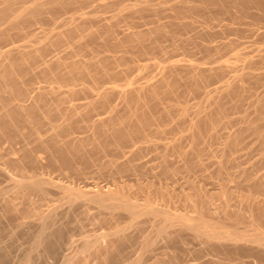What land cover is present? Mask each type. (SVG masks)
I'll list each match as a JSON object with an SVG mask.
<instances>
[{
	"label": "rangeland",
	"instance_id": "rangeland-1",
	"mask_svg": "<svg viewBox=\"0 0 264 264\" xmlns=\"http://www.w3.org/2000/svg\"><path fill=\"white\" fill-rule=\"evenodd\" d=\"M145 1L146 0H92L86 4L84 3L85 6L79 5V7L78 5H75L76 9L75 6H71L66 10H62L65 12L61 11L58 13L57 20H54L53 23L45 20L43 22L44 24L37 23L32 25L31 28L35 29V34H21L16 36V44L28 42L33 38L34 35H41L40 33L44 30V28L48 27L49 22L51 26H57L55 28V31H57L58 29L62 28L61 26V28L58 27L60 21L69 18H75L77 21H82L84 19V21H87V19L93 20L90 24H92L94 27H99L101 23L106 20V18L110 21V18L113 15L114 17L112 16L113 18L111 21L115 20L126 23L128 22L126 21V17L129 15V13L130 15L131 13H134L129 11L128 7L131 6L132 8L134 7L136 9L137 7H140L141 3H145ZM148 1L151 4L150 7L153 6V8L156 9L157 5V9L159 8L160 11L157 10V12H159L157 13V16L159 15L161 20H167L165 17L170 12L169 8L171 7V4L173 5L174 1L177 3L179 0ZM22 5H32V3L27 2ZM159 5L160 7H158ZM212 7V11H217V9L220 8V6L218 7L215 5ZM250 11L251 13H247L241 18L236 19H232L229 14L221 13L218 15V17L223 19L220 24L214 27V29H217L223 24H228L232 27L242 28L245 30V37L243 40L247 41V43H244L243 45H232L224 48H215L212 46L204 47L203 45L194 46L193 44H188L190 46L185 45L177 51H170L172 50V47H165L166 49L164 48L163 52H157L158 49L154 50L156 52L155 56L152 58L145 57L146 53L139 51L138 48H135L136 46H132L133 49L128 48L130 51L127 48L114 49L115 51L113 52V55L117 58L115 60H111V63L109 61L111 65L108 64V62L103 63L108 68L111 66V71L117 72L119 75L117 74L116 76L110 78L102 77V87H111L113 89L115 88V90H111L109 93V96L113 93L110 97H108V100L111 102L108 103L109 101H106L104 104L99 106L100 108L98 107V112L103 113L102 116H106L107 114V116H109L111 111L108 105L112 104L117 108L118 119L114 120H118L119 123L121 122L120 120H122V122L117 124L116 122L118 121H115L114 123H116V127L114 125L115 128H113L112 131L109 133L102 132L98 135L99 137L96 138V141L95 139L89 141L86 140L88 143L84 141L78 145V147H75L76 149L73 148V146L71 147V145H68L67 147L69 149L66 147V149H59L61 151H55L56 148H54L53 143L48 142L49 144L47 147H50L49 150L50 153H52L50 156H54L53 160L52 158L50 159V157L48 159V148L39 146L40 144L38 145L37 140H35V135H38L39 133L40 134L38 136L41 135V137L53 135L55 130H52L53 127L50 125H54L55 122H60L62 120V116H57L58 112H55L53 107H49L51 106L50 101L52 100L51 97H53L51 96L52 94H49L48 96L45 95L40 100L42 108L44 106V108L47 109V105L50 104L48 107L51 109L50 111L48 110L49 112L45 109L47 112L45 116L44 114L42 115L38 109H36V111L35 109L29 111L28 117L27 114L25 115L22 112L17 113L18 111L16 110L8 111L5 114L6 116L4 115V119L6 118L8 122L4 120L5 122L3 123V120H0V133L5 132L6 130L8 131L11 125L17 129H20L22 133H20L21 135L19 134L20 136L16 134V136L11 138L12 140L10 139L11 141L9 138H6L5 140L2 139L3 141L0 143V190L5 188L9 190L13 184L12 182H14L13 180L20 177H26L28 179L46 178L52 181L55 186H49V194L47 193L48 195H45V199L43 197L41 200V196H37V193L32 194L33 199H36H34L36 207L39 206L40 209H38V207H34L35 209H33L28 203L22 202L24 207L20 206V210H18L19 208L17 210L11 208L12 212L15 210L13 213L8 211V209V212L5 210V215L2 216L4 219L1 217L0 220V257L2 258V264H66L63 262L64 255H67L78 248L84 239L107 231L110 226H113V223L112 225L109 224V222L111 220L113 221V219L107 221V218H104L102 214H97V208L95 209L93 205H85L80 200L70 203H67L66 201L64 202L65 196L63 195H66V192L61 188H57V186L62 184L68 186L73 185L75 187L79 186L81 190L82 188H86V184H89L92 187L95 185H97V187L101 186L103 188H105L107 185H109L111 188L118 187L125 194V196L129 197L132 201L144 203L145 201L149 200L152 206L168 207L172 211L187 212L191 215L195 214V209H193L194 206L192 208V199L194 200L195 198H199L198 196L204 198L206 195L207 197L204 199L210 200L211 203L209 205L207 202H205L202 205V208L205 210L207 208V211H210L214 206L216 207L217 205L223 204L225 201H227L226 203L228 204L226 209L219 208L216 210H211L209 214L212 212V214L214 213L213 215H215L217 218L228 214V221L230 223L236 224L241 228L257 225V227L264 231V221L253 222L249 217L248 212V208H255L254 204H252L253 201L256 202L261 199L262 204H264V38L263 41L260 40L257 43H252L259 32H264V21L255 19L254 14L259 13L257 9L252 8ZM201 13H197V15L195 14L192 18L195 28L191 30L189 29V31L186 33L187 36L189 35L194 37L195 35H198V31L202 30V21L203 18H207V14L202 13L204 15H201ZM120 16L122 17L121 20L124 19L123 21L119 20L120 18L118 19ZM184 19L189 20L188 17H185ZM46 21L48 25L46 24ZM5 25L6 24L1 25L0 29ZM25 30H27V28L12 29L9 31V33L13 34ZM228 37L232 38L236 37V35L231 33ZM97 40H93L94 43H90L88 45L89 47L91 46V48L84 44V46L82 45V48H80L81 50L79 49V55L83 53L80 55L83 61H85L86 58L88 60L90 56L95 54V52L97 54L100 53V51H102L100 49L105 50L103 46L99 47L100 43H96L99 41ZM74 41L75 43L73 42L72 46L67 47V45H64L61 47V49L67 50L69 48L70 50L72 47L80 44L76 43V41L84 42L85 40ZM92 46L95 47L92 48ZM76 48L78 47H75L74 50H76ZM92 49H94L95 52ZM181 49L183 50L181 51ZM96 50L99 51L97 52ZM107 52L109 51L104 53ZM84 53H86L85 56ZM143 54L144 56L142 57ZM163 55L164 57H162ZM94 62L96 61L94 57H92V60L87 62L91 63L90 65L92 66L88 65V67L93 69V71H91L93 74L95 71H97L95 74L96 76H99L100 79V75H103L104 67L102 68V65L96 66ZM39 67L40 64L35 65L34 71L36 72V78L30 72V78L33 75L32 77L36 79V81L34 80L35 87L45 86L47 88H55L58 87L57 85H59L60 89H65L68 87H91L93 81V79L90 78V74H88L89 76L87 77V75H85L87 74L86 72H79L81 74L79 75L77 71V73L74 72L76 73L75 75L74 73L71 74V76L73 75L71 78L67 77L66 79L59 74H57L58 76L56 75L57 78L55 79L56 76L54 77L55 74L53 73L54 71H52L53 74H51L53 78H51V74L49 73H45L44 75L43 73L41 74L42 71L38 72ZM107 67L105 69H108ZM101 68L102 70H100ZM208 68H212V70ZM79 69H81V67ZM196 69L199 78L194 75ZM240 73L246 74H244V80L240 82H238L239 80L235 81V79H238L237 76H239ZM163 76L165 80L162 82L160 79ZM33 78L29 80L28 73H25L24 82L26 80L33 82ZM72 78L73 82L71 80ZM158 81L161 83L159 86ZM167 81L169 84H167ZM155 82L157 87L154 89L153 94L157 93L158 95H155L157 98H155L154 95V97L152 95V97H150V95H146V98L143 100L144 104L143 102L141 103L138 98H135L136 95H138L135 94V92H138L136 89L133 91V88H137L138 86L142 85L145 86L147 84H153ZM228 83H234V86L236 83H239V86L236 84V88L234 87L237 91L234 90V92L231 91L228 93L226 91V85ZM19 84L20 83H16L15 85L9 84L8 86L4 87L3 90H0V104L1 102H5V99H7L8 95L9 97L12 95L14 92L13 90L18 89L19 86V88L22 87V84ZM61 84H63V86H61ZM71 84L75 85V87ZM11 89L13 92L10 91ZM84 91L82 93L79 92L78 94L72 95L71 99L69 98L71 101L65 103L66 106H71L72 104L74 105V103H77V101L79 104L80 102L84 103L88 101V99L92 98L91 95H93V93L89 94L88 91ZM121 91H129L133 93L132 95L128 92L125 93L127 96L126 97L120 93ZM48 99H50V101ZM156 99L158 101H156ZM27 102H29V99ZM127 102L129 103V106H127ZM53 103L55 104V102ZM139 104H141V106ZM83 109L85 108L82 106L78 108L80 112H84ZM137 110L142 116L139 115V112L136 113ZM64 111L65 110H63V112ZM133 111L134 113H132ZM130 114L134 115L135 118ZM130 116L133 118L130 119ZM72 117L73 125L71 126L72 128L70 127V133L72 132L71 135H75V133H77L78 136H85L91 132L90 130L88 131L83 127V124L86 121L85 119L84 121L81 119L79 120L77 114L73 115ZM19 119H21V121ZM119 125L121 127L123 126V132H121L122 130L117 129ZM116 129L117 132L120 131L119 134L113 131ZM11 130H13L12 127ZM67 131H69V129H67ZM63 133L65 134L64 131L62 134ZM123 136H125L127 142ZM112 140L114 141V144ZM36 145L41 148H38ZM118 146L121 148L119 149ZM28 147H34L36 152L38 151L39 154H37L38 156L41 155L39 158H42L41 161L43 163L39 159V163L34 165V163L28 161L29 159L27 160V156H24V153L26 155L27 153L23 150L27 149ZM42 148L44 150H42ZM195 153L199 155L196 156ZM126 155L129 158L126 157ZM71 157H74L73 160ZM124 158L127 159L124 160ZM54 159H56V161ZM78 159L82 162H80ZM109 160L112 162V164H110ZM127 160L128 162H126ZM115 168L118 169V171ZM195 187L196 190H194ZM196 191H200L198 196ZM192 193L196 195L193 196ZM187 195H190L191 198L189 196L188 197L191 199L192 203H190V199H188ZM248 196H250L252 200H250L249 197L247 201L246 198ZM18 197L16 196L13 198V200L15 199L14 202H18L19 204L21 197ZM37 199L40 201H37ZM2 201L3 200L1 199L0 195V204ZM26 206L28 207L25 208ZM35 211H37V213L39 212V214H37ZM51 211H53L52 216H46V213ZM237 211H240L238 214L239 218L233 214ZM253 212H255V210H253ZM101 217H103V219ZM116 217L118 221L120 220L122 223L124 221L126 222L127 220V217L124 214H118ZM43 222L47 224H54L55 226L63 224L62 228L60 226L59 229V231L61 230L60 233L62 232L60 240L63 243H61V245L59 244L60 247L57 245L53 249V255L51 253L49 255L50 257H47L45 260L36 261L35 263L33 261V263L25 261L22 259L24 250L31 242L32 233L35 231V229H37L39 223ZM148 229L147 223L142 219L138 224L130 227L127 233L133 235V233H136L137 230H141L142 233H146ZM188 242H190L189 245ZM169 244H167L168 246L165 245V247L169 249L168 253L170 252L171 257L172 255L175 256L174 251L176 250V255L180 256L185 252L184 248L194 249L198 247L196 239H191V241L187 240V245H183L178 241H175V243L174 241H171ZM162 247L163 245L158 243L157 245L153 246L151 250L145 252L143 256V263L163 264L164 260L166 262L164 256L162 255L163 258L161 256L164 251V248L162 249ZM136 253L137 250L135 247V239L132 237L128 242L126 241L125 244H122L120 253H116L114 255L112 254V258L110 257L111 262L110 259H108L109 261L106 260V263L109 262L110 264H116L119 263L117 261H120L121 258H133ZM195 253L196 255L192 250L191 253L187 252L185 255L189 254V257L195 255L198 261L212 257L211 254ZM160 257L162 259H159ZM214 257L216 258V256ZM82 262L84 263L85 261H81L79 264H83ZM99 262L95 258H90L84 264H106L102 261L100 263ZM233 263H236V261L231 262V264Z\"/></svg>",
	"mask_w": 264,
	"mask_h": 264
},
{
	"label": "bare ground",
	"instance_id": "bare-ground-1",
	"mask_svg": "<svg viewBox=\"0 0 264 264\" xmlns=\"http://www.w3.org/2000/svg\"><path fill=\"white\" fill-rule=\"evenodd\" d=\"M89 1H92V0H0V26L3 24H6L3 28L0 29V86H1L0 90L1 89L3 90L4 87L8 86L9 84H11V85H13V84L15 85L16 83L22 84V87L19 88L20 87L19 86L20 84H19L18 89L13 90L14 92L11 89L10 91L13 92L12 95H10V97H9V95H8V97L6 96L7 99H5V102H1V104H0V120H3V123L5 122L4 120H6V118L4 119V115L8 111L16 110V111H18L17 113L22 112L25 115L27 114V117H28L29 111H31L33 109H35V111H36V109H38V110H40V113H42V115L44 114V116H45L47 113L46 110L50 111L51 108H49V107H53L55 109L54 111L58 112L57 116H59V115L62 116L61 117L62 120L60 122L54 121L55 123L52 122V123H54V125H50L51 127H53L52 130L53 129L55 130L53 135L49 134L50 136H48V137H41V135L38 136L40 133L37 131L39 134L37 133L38 135H35L36 136L35 140H37V142H38L37 144L38 145L40 144L39 146H42L43 148L47 147V145L49 144L48 142L53 143L54 148H56L55 151H57L59 149H66V147L68 145H71V147L73 146V148H75V147H78V145H80L82 142H84L86 140L89 141V140L95 139V141H96V138L99 137L98 135L100 133H102V132L109 133L110 131H112L113 128L116 127L115 124L119 123L118 120H114V119H118L116 106H114L112 104L108 105L110 107V111H111L109 116H107L108 114L107 115L105 114L106 116H102L103 113L98 112V107L101 106L102 104H104L106 101H109L108 97H110L113 94L112 93L109 96V93L111 92V90H115V88L113 89L111 87H102V77H104V78L109 77L110 78V77L116 76L118 74L117 72L111 71V66H109L110 68H108L103 63V62H108V64H110L111 60H115L117 58L113 55V52L115 51L114 49H116V48H122V49L127 48L128 49V48H132V46H136L135 48H138L139 51H143V53H146L145 57L152 58L153 56H155L156 51H154V50L158 49L157 52H159V51L163 52L165 47H168V48L172 47V50H170V51H174V50L177 51L178 49L184 47L185 45L190 46L188 44H193L194 46L195 45H198V46L203 45L204 47H211L212 46L215 48H224V47H228V46H232V45H243L244 43L246 44L247 41L243 40L245 37V33H244L245 30H243L242 28H236V27H232L231 25H228V24H223L220 28L214 29V27L216 25L220 24V22L223 19V18L218 17V15L221 13H226V14H229V16L232 19H236V18H241L243 15H245L247 13H251L250 10L252 8H255L259 11V13L254 14L255 19L264 21V0H179L177 3H175V1H174V4L173 5L171 4V7L169 8L170 12L165 17V18H167V20L164 19L165 21L161 20V17H159V15L157 16V13H159V12H157V10H159V8L157 9V5H156V9H154L153 6L150 7L151 4L149 3L148 0H146L147 2L145 1V3H143V4L141 3L140 7H137L136 9L134 7L132 8L131 6L128 7L129 11H132L134 13H131V15L129 13V15L126 17V21H128L126 23H122V22L115 21V20L111 21L112 18L114 17L112 15L113 17L111 16L110 21H109V19L107 20V18H106V20H104V22L101 23V25L99 27H94L92 24H90V23H92L91 21H93V20L87 19V21H84L85 19L84 20L81 19L82 21H77L75 18H69V19H64L63 21H60V24L58 27L59 28L62 27V28L58 29L57 31H55L56 30L55 28L57 26L56 27L51 26L50 22L53 23L54 20L56 21L58 13H60L62 10H66L67 8H69L71 6L74 7L75 5L85 6V4L88 3ZM94 1H96V0H94ZM27 2H31L32 5H27V6L22 5V4L27 3ZM81 4H84V5H81ZM213 5L218 6V7L220 6V8H218L217 11H212ZM158 7H160V5ZM166 8H167V6H166ZM75 9H76V6H75ZM62 12H65V11H62ZM201 12L207 14L206 15L207 18H205V19L203 18V21H202V23H203L202 24V30L200 29L201 31H198V35H195V36L193 35L196 38L189 36V35L187 36L186 33L189 31V29L191 30V29L195 28L192 18L194 17L195 14L197 15V13L199 14ZM202 13H201V15H204ZM185 17H188L189 20L184 19ZM121 18H122L121 16L118 17L119 20H121ZM45 20L50 21V22L48 25L47 21H46V24L48 25V27L44 28V30L40 33L41 35H34L33 38L31 40H29L28 42H25L23 44H16V36L21 35V34H26V35L27 34L28 35L35 34L36 33L35 29L31 28V26L34 24H37V23L44 24L43 22ZM123 20H121V21H123ZM93 24H94V22H93ZM23 28H27V30L22 31V32H18V33H13V34L9 33V31L12 29H23ZM231 33H234L236 35V37H232V38L228 37ZM263 38H264V32H262V33L259 32L257 34L256 38L252 41V43H254V42L257 43L260 40L263 41ZM74 40H79V41L85 40V41L84 42L76 41V43H80L77 46H75V47H78V48H76V50H74L75 47H72L70 50H69V48L67 50L61 49V47L64 45L65 46L67 45V47L72 46V43L73 42L75 43ZM93 40L94 41L97 40L98 42H96V43H100L99 47L103 46L105 48V50L100 49L102 51H100V53L97 54L95 52V50L92 49L96 55L93 53L94 55L90 56L88 60L86 58V60L83 61L82 57L80 56L83 53L80 52L81 54L79 55L78 52L81 50L80 48H82V45L84 46V44H86L88 46L90 43H94ZM213 42H214V44H213ZM74 45H76V44H74ZM94 47L95 46H92V48H94ZM89 48H91V46ZM183 49H181V51ZM96 51L98 52L99 50H96ZM106 51H109V52L104 53ZM91 53H92V51H91ZM85 54L86 53H84V56H85ZM116 54H117V52H116ZM148 54H150V55H148ZM143 56H144V54L142 55V57ZM92 57H94V59L96 61V62H94V64H96V66L102 65V68L104 67L103 75H100L101 80L99 79V76H96V74H95L97 71H95V73H94L95 75H94L93 72H91V71H93V69L91 67H90L91 69L88 67V65H90L91 63H87V62L91 61ZM122 57H123V55H122ZM127 57H129V56H127ZM162 57H164V55ZM90 58H91V60H90ZM109 61H110V63H109ZM36 64H40V67L38 68L39 69L38 72L42 71L41 74L42 73L44 75H45V73L51 74L52 71H54L53 72L55 74L54 77L57 74H59L60 76L65 77V79L67 77L71 78L73 76V75L71 76V74H73L76 71L78 73L79 72L80 73L86 72L87 74H85V75H87V77H88L89 76L88 74H90V78L93 79L91 87H86V86L81 87V88H73V87L69 88L68 87L65 89H60L59 85H57L58 87H55V88L54 87H48L47 88L45 86L35 87L34 80L36 81V79H34L32 76L34 75L35 78L37 77L36 72L34 71ZM90 66H92V65H90ZM80 67H81V69H79ZM94 67H95V65H94ZM106 67L108 69H105ZM102 68L100 70H102ZM197 69H196V72H197ZM208 69L212 70V68H208ZM175 70H176V68H175ZM191 70H192V68H191ZM202 70H204V69H202ZM30 72L33 74L31 76V78H33V82L29 81V80H31ZM196 72L194 75H196V77H198L199 76V75H197L198 72L197 73ZM25 73H28V75H29V80H28L29 82L26 80L27 81V82L25 81L26 83L24 82ZM76 73H74V75ZM80 73H79V75H81ZM52 74H51V78H53ZM199 74H200V72H199ZM244 74L240 73V75L237 76L238 79H235V81L236 80L237 81L239 80L238 82L243 81L244 80L243 78H245ZM6 75L8 76V78ZM163 75H164V73H163ZM57 76L55 77V79L57 78ZM83 76H84V74H83ZM164 76L161 77L160 81L163 82L165 80ZM74 77H76V76H74ZM78 77H77V79H78ZM246 77H248V76H246ZM167 78H169V77H167ZM192 78H195V77H192ZM63 80H62V82H63ZM71 80L73 82V78ZM73 84H75V83H73ZM73 84H71V85H73ZM167 84H169L168 81H167ZM167 84H165V85H167ZM236 84H235V86H236ZM156 85L157 84L155 82L153 84H147L145 86L142 85V86H138L137 88H133L134 89L133 91H135V89H136V91L138 92V93L135 92V94H138V95H136L135 98H138V100H140L142 103L143 100L146 98V95H150V97H152L153 95L154 96L158 95L157 93L153 94L154 89L157 87ZM159 85H161V83L158 81V86ZM61 86H63V84H61ZM73 86L75 87V85H73ZM235 86H234V83H228L226 85V91L228 93L231 91L234 92V90L236 88ZM170 87H172V86H170ZM241 87H242V85H241ZM12 88H14V87H12ZM36 89H38V90H36ZM157 89H159V88H157ZM84 90L88 91L89 94L93 93V95H91L92 98L88 99V101H86L84 103L80 102V104H79L77 101L78 104L74 103V105H73L72 104L73 102H72L71 106H69V105L66 106L65 103H67L68 101H71L70 99H71L72 95L78 94L79 92L82 93ZM235 91H237V90H235ZM6 92H8V91H6ZM127 92L130 93L131 95L133 93V92L131 93L129 91H127ZM127 92L121 91L120 93L125 95V93H127ZM49 94H52L51 96H53V97L50 96L52 99L51 101H50V99H48L50 101L51 106L48 107V105H50V104H48L47 109L44 108V106L42 108V104H41L40 100L42 99L43 96H45V95L48 96ZM162 94H161V96H162ZM120 97H122V96H120ZM155 98H157V97L155 96ZM28 99H29V102H27ZM43 100H44V98H43ZM132 100H133V98H132ZM156 101H158V100L156 99ZM53 102H55V104ZM110 102L111 101H109L108 103H110ZM143 104H144V102H143ZM148 104H149V102H148ZM139 105L141 106V104H139ZM80 106L85 108V109H83L84 112L81 111L82 113L78 110V108H80ZM127 106H129V103ZM53 108H52V110H53ZM67 109H68V111H67ZM63 110H65L66 112L65 111L63 112ZM16 111H15V113H16ZM125 112H126V110H125ZM137 112H139V111L137 110L136 113ZM132 113H134V111ZM76 114H77L79 120L80 119L83 121H84V119L86 120L85 123L83 124V127L86 128L88 131L89 130L91 131L89 134H87L85 136L84 135L78 136L77 133H75V135H73V134L71 135L72 132L70 133V130L72 128L71 126L73 125V120H72L73 117L72 116L76 115ZM48 115H51V114H48ZM120 115H122V114H120ZM139 115H140V112H139ZM131 116L134 117V115H131ZM131 116H130V119L133 118ZM140 116H142V115H140ZM41 117H43V116H41ZM10 119H11V117H10ZM19 120L21 121V119H19ZM115 121H118V122L114 123ZM120 121L122 122V120H120ZM148 121H149V119H148ZM137 123H138V121H137ZM49 124H50V122H49ZM123 124H124V122H123ZM114 125H115V127H114ZM14 126H16V125H14ZM11 127L13 130H11ZM78 127H79V124H78ZM120 127L121 126L119 125V127L117 129L122 130L121 132H123V129H122L123 126L121 128ZM205 127H207V126H205ZM67 129H69V131H67ZM117 129L113 130V131L117 132ZM9 130H11V131H9ZM9 130L8 131L6 130L7 132L5 131V132L0 133V143H1V141H3L2 139L5 140L6 138H9V140H10L14 136H16V134L19 135L20 133H22L20 131V129H17L16 127H13L12 125L10 126ZM1 131H3V130H1ZM63 131L65 132V134L64 133L62 134ZM66 131L69 133H67ZM78 131H80V130H78ZM119 132H117V133L119 134ZM125 133H123V134H125ZM235 133H237V132H235ZM34 134H36V133H34ZM137 134H139V133H137ZM128 135H129V133H128ZM128 135H127V137H128ZM140 135H141V133H140ZM114 137H115V135H114ZM118 137H120V136H118ZM123 137L126 141L125 136H123ZM232 137H233V135H232ZM106 138H107V136H106ZM124 139H123V141H124ZM232 139H234V138H232ZM115 141H116V139H115ZM237 141H238V139H237ZM98 142H99V140H98ZM93 144H95V143H93ZM113 144H114V141H113ZM38 145H36V146H38ZM39 146H38V148H41ZM118 147H119V149L121 148L120 146H118ZM43 148H42V150H44ZM49 148H48V150H49ZM71 150H72V148H71ZM114 150H115V148H114ZM23 151H25L27 153V155L24 153V156H27V160L29 159L28 160L29 162L34 163V165L39 163V159H40L39 157L41 155L38 156L39 153H38V151L36 152V149L34 147H28L27 149H25ZM59 151H61V150H59ZM115 152H117V151H115ZM47 153H48V155H47L48 159L50 157V159L52 158V160H53L54 156L53 157L50 156V155H52V153H50V150ZM195 155L197 156L199 154L195 153ZM126 157H128V156L126 155ZM73 158H72V160H73ZM41 159H40V161H41ZM56 159H54V160L56 161ZM126 159L124 158V160H126ZM52 160H49V161H52ZM18 161H19V159H18ZM61 162H64V161H61ZM71 162H73V161H71ZM80 162H82V161H80ZM109 162H110V160H109ZM126 162H128V160ZM25 163H27V162H25ZM123 163H125V162H123ZM110 164H112V162H110ZM163 164H164V162H163ZM165 165H166V163H165ZM19 166H21V165H19ZM25 167H27V166H25ZM117 168H119V167H117ZM116 170L118 171V169H116ZM13 181L14 182H12L13 184L11 185L9 190H7L6 188L0 190L1 199L3 200L0 204V220H1V217L3 215H5L4 213L7 211V209H8V211L12 212V209L17 210L19 208L18 210H20V206L24 207V205H22V202L28 203L29 205H31L30 206L31 208L35 209L34 208V207H36V204L34 202L35 198L33 199L32 194L37 193L38 194L37 196H41L40 199L43 197L45 199V195L49 194L48 193L49 186H52V185L55 186V184H53L52 181H50L49 179H46V178L28 179L26 177H20L18 179L16 178ZM88 185L89 184H86V188L85 189L82 188V190H81V188H79V186L75 187L73 185L68 186V185L62 184V185H59V186L56 185V186L58 189L61 188V189H63V191L65 190L66 195H63V196H65L66 200L63 197L64 202L66 201L67 203L68 202L70 203L73 201L80 200L85 205H87V204L93 205L95 207V209L97 208V211H98L97 214L98 213L100 215L102 214V216L104 218H107V221L108 220L110 221L111 219H113V221L112 220L110 221L111 223L109 222V224H111V225L113 223V226H110V228L107 231L101 232V233H99L93 237L84 239L78 248H76L74 251L68 253L67 255H64L63 256V262L66 264H79L81 261L86 262L90 258H95L98 260V262L102 261L103 263H106V260L110 259L111 256H113L116 253L119 254L122 244L123 243L125 244L126 241L128 242L132 237H134V239H135V247L137 250L136 255L130 259L129 258L125 259V257L121 258L120 261H117L119 263H116V264H144L143 263V256H144L145 252L151 250L152 247L157 245L158 243H161L163 245L162 249L164 248V251L161 254V256L163 255L164 259H166V262L164 260L165 264H231L232 261H236V263H233V264H264V231L263 230H261L259 227H257V225H254L252 227H242L241 228V227L237 226L236 224L230 223L228 221V219H229L228 214L224 215L223 217H218V218L215 217V215H213L214 213L212 214V212H211V214H209L211 210H216L219 208L220 209H226V207H228V204L226 203L227 201H225L223 204L217 205L216 207L215 206L212 207L211 210H210V208H211L210 207L209 208L210 211H207V208L205 210L204 208H202L203 207L202 205L205 202H207V204L210 205L211 201L204 199L205 197H207L205 195L206 193L203 194V195H205L204 198H201V196H198V193L200 191L197 192L198 191L197 190L196 192H197V196L199 198H195L194 200L192 199V201H193L192 208L194 206L193 209H195L196 211L194 210L195 214L191 215V214H188L187 212L172 211L168 207L152 206L149 200L145 201L144 203H138L136 201H132L129 197L125 196V194L118 187L111 188L109 185H107L105 188H103L101 186L97 187V185H95L94 187H96V188H94V187H92L90 185L88 186ZM83 187H84V185H83ZM194 190H196V187L194 188ZM199 190H201V189H199ZM222 191H224V190H222ZM5 194H7V195H5ZM192 194H193V196L196 195V194L194 195V193H192ZM15 195L17 197L18 196L21 197L19 204H18V202L17 203L14 202L15 199L13 200V198L16 197ZM188 196L190 197V195H187V197ZM189 197H188V199L191 198V197L190 198ZM249 197L250 196H248L246 198V200ZM38 200L39 199H37V201ZM250 200H252L251 197H250ZM192 201L190 199V203H192ZM259 201H261V202H259ZM259 201H256V202L253 201L252 202V204H254L255 208H253V207L248 208L249 217L251 218V220L253 222L264 221V206H263L264 204H262L261 199ZM37 203H39V202H37ZM83 203H81V204H83ZM28 206H26L25 208H27ZM37 207H38V209H40L39 206H37ZM25 208H23V209H25ZM253 210H255V212H253ZM14 211L15 210H13V212ZM35 212L37 213V211H35ZM52 212L53 211L47 212L46 216L51 217L53 214ZM239 213H240V211H237L233 214L237 218H239V216H238ZM37 214H39V212ZM118 214L126 215V217H127L126 222L124 221L122 223V222H120V220L118 221V219L116 217ZM103 217H101V218L103 219ZM2 219H4V217H2ZM142 219L147 223L148 228H149L148 231L146 233H142L141 230H137L136 233H133V235L128 234L127 233L128 229L130 227H132L133 225L138 224L140 222V220H142ZM0 223H1V221H0ZM60 226L62 228L63 224L62 225L59 224V225L55 226L54 224H47L44 222L39 223V226L37 227V229H35V231L31 235V242H30L29 246L24 250V254H23L22 259L25 261H29V262L33 261L35 263L36 261H40V260L42 261V260H45L47 257H50L49 255L53 252V249L57 245H58V247H60L59 244L61 245V243H63L60 240V236L62 235L61 234L62 232L60 233L61 230L59 231ZM63 236H65V235H63ZM191 239L197 240L198 247L194 248V249L193 248H186V249L184 248L185 252L180 256L176 255V251H177L176 250V251H174L175 256L172 255V257H171L170 252L168 253L169 249H167V247H165V245L168 246L167 244H169L171 241H174V243H175V241L176 242L178 241L183 245H187V240L191 241ZM189 243L190 242H188V245H189ZM177 245H178V243H177ZM176 247H178V246H176ZM192 250H193L195 255H196L195 252H197L199 254H203V253L211 254L212 257L207 258V259L205 258L203 260L198 261L197 258L195 257V255H192L190 257L188 256L189 254L185 255L187 252L191 253ZM3 252H4V250H3ZM52 255H53V253H52ZM118 256H120V255H118ZM163 256H162V258H163ZM214 256H216V258ZM154 258H155V256H154ZM162 258L160 257L159 259H162ZM1 259L2 258L0 257V263H1ZM110 262H111V259H110ZM115 262H116V260H115ZM164 262H163V264H164ZM108 263H106V264H108Z\"/></svg>",
	"mask_w": 264,
	"mask_h": 264
}]
</instances>
